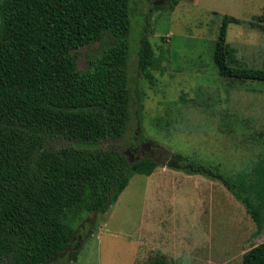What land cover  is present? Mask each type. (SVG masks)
Here are the masks:
<instances>
[{
	"label": "trees",
	"instance_id": "trees-1",
	"mask_svg": "<svg viewBox=\"0 0 264 264\" xmlns=\"http://www.w3.org/2000/svg\"><path fill=\"white\" fill-rule=\"evenodd\" d=\"M130 2L0 0V264H73L96 216L133 173L163 165L220 182L244 206L254 233L264 231V153L228 174L170 152L139 125L125 147L100 146L123 139L132 106L138 118L143 109L142 89L131 87L128 71ZM152 2L151 10L166 11L178 0ZM256 18L222 15L212 53L222 77L264 81V65L239 63L226 41L229 24L264 30V15ZM143 27L137 70L149 75L154 53ZM94 42L99 48L79 69L73 52ZM146 264L171 262L161 253ZM241 264H264V241L246 250Z\"/></svg>",
	"mask_w": 264,
	"mask_h": 264
},
{
	"label": "rangeland",
	"instance_id": "rangeland-1",
	"mask_svg": "<svg viewBox=\"0 0 264 264\" xmlns=\"http://www.w3.org/2000/svg\"><path fill=\"white\" fill-rule=\"evenodd\" d=\"M130 6L128 71L131 87L142 89L143 109L138 118L132 106L123 139L100 146L125 147L139 125L170 152L228 174L264 153V81L226 79L212 60L222 15L258 22L264 0H178L166 11L151 10L152 0ZM143 26L154 53L149 75L137 70ZM226 41L239 63L264 65V30L229 24ZM98 48L99 42L77 48V67ZM254 231L244 206L220 182L163 165L133 173L109 210L96 216L73 264H146L161 253L171 264H241L243 253L264 241V231Z\"/></svg>",
	"mask_w": 264,
	"mask_h": 264
}]
</instances>
